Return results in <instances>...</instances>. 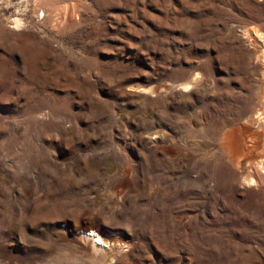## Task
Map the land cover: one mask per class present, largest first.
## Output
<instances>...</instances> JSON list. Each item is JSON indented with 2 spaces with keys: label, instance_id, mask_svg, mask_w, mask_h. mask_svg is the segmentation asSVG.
<instances>
[{
  "label": "rangeland",
  "instance_id": "1",
  "mask_svg": "<svg viewBox=\"0 0 264 264\" xmlns=\"http://www.w3.org/2000/svg\"><path fill=\"white\" fill-rule=\"evenodd\" d=\"M0 264H264V0H0Z\"/></svg>",
  "mask_w": 264,
  "mask_h": 264
},
{
  "label": "bare ground",
  "instance_id": "2",
  "mask_svg": "<svg viewBox=\"0 0 264 264\" xmlns=\"http://www.w3.org/2000/svg\"><path fill=\"white\" fill-rule=\"evenodd\" d=\"M230 136V135H229ZM231 137L228 139V142H231ZM229 144V143H228ZM231 147V146H230ZM233 152H234V150H233ZM245 153V152H244ZM88 230V226H85L84 227V229H83V232L85 233L86 231ZM89 233V232H88ZM92 234H93V236H94V238H96L97 240H101L100 239V236H99V234L98 233H96V232H94V231H92ZM87 235V234H86ZM101 242V241H100Z\"/></svg>",
  "mask_w": 264,
  "mask_h": 264
}]
</instances>
